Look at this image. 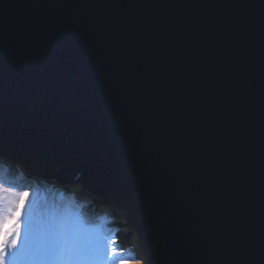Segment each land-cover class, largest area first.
<instances>
[{
    "label": "water",
    "instance_id": "95a60500",
    "mask_svg": "<svg viewBox=\"0 0 264 264\" xmlns=\"http://www.w3.org/2000/svg\"><path fill=\"white\" fill-rule=\"evenodd\" d=\"M0 152L149 264H264V0H0Z\"/></svg>",
    "mask_w": 264,
    "mask_h": 264
},
{
    "label": "rangeland",
    "instance_id": "374dc122",
    "mask_svg": "<svg viewBox=\"0 0 264 264\" xmlns=\"http://www.w3.org/2000/svg\"><path fill=\"white\" fill-rule=\"evenodd\" d=\"M6 157L8 160L0 161V212L4 216L10 215L15 210L17 194L29 191L30 198L25 208V217L31 220L29 248L42 246L47 240L49 225L55 220H62L74 223L89 240L106 242L109 247L121 250L118 256L109 258L112 261L106 260L104 264H118L120 259L131 264H147L141 248L136 247L134 228L118 208L91 202L94 194L86 190L77 191L81 184L73 178L68 182L32 174L27 178L24 165ZM112 240H118V243L112 245ZM136 257L142 259L136 260ZM20 264H24L23 253Z\"/></svg>",
    "mask_w": 264,
    "mask_h": 264
},
{
    "label": "snow or ice",
    "instance_id": "6c2138e0",
    "mask_svg": "<svg viewBox=\"0 0 264 264\" xmlns=\"http://www.w3.org/2000/svg\"><path fill=\"white\" fill-rule=\"evenodd\" d=\"M7 159L0 152V161ZM75 195V193H73ZM29 191L17 194L15 210L4 216L0 212V264H104L110 257L120 254V249L109 247L102 241H91L72 222L53 221L48 228L46 242L38 248L28 247L31 220L25 217ZM112 245L118 240H112ZM142 259L136 257V260ZM118 264H131L120 259Z\"/></svg>",
    "mask_w": 264,
    "mask_h": 264
},
{
    "label": "clouds",
    "instance_id": "9594fccd",
    "mask_svg": "<svg viewBox=\"0 0 264 264\" xmlns=\"http://www.w3.org/2000/svg\"><path fill=\"white\" fill-rule=\"evenodd\" d=\"M12 158V157H11ZM13 159V158H12ZM5 160H8V158L7 159H5ZM79 187V186H78ZM75 188H77V187H75ZM86 189H82V190H79V188H77V191H79V192H81V191H85ZM87 191V190H86ZM92 195V194H91ZM94 197V199H92V201L91 202H95V203H97V204H99L100 206H103V205H105L106 206V204H103V203H101L99 200H97L96 199V197L95 196H93ZM110 207V206H109ZM114 208V207H113ZM109 210H111L110 208H108ZM138 244H139V246H136V247H139V248H141L142 246H143V244H142V242L139 240V242H138ZM143 260L147 263V264H149V262H148V260L147 259H145L144 257H143Z\"/></svg>",
    "mask_w": 264,
    "mask_h": 264
},
{
    "label": "bare ground",
    "instance_id": "6f19581e",
    "mask_svg": "<svg viewBox=\"0 0 264 264\" xmlns=\"http://www.w3.org/2000/svg\"><path fill=\"white\" fill-rule=\"evenodd\" d=\"M60 187H62L61 185H60ZM82 187V186H81ZM89 192V191H88ZM89 194H90V192H89ZM104 227H106V225H104ZM107 228V227H106ZM141 253L143 254V256L142 257H144L145 259H147V256H146V253H145V250H144V247L142 246L141 247ZM148 260V259H147Z\"/></svg>",
    "mask_w": 264,
    "mask_h": 264
},
{
    "label": "trees",
    "instance_id": "16d2710c",
    "mask_svg": "<svg viewBox=\"0 0 264 264\" xmlns=\"http://www.w3.org/2000/svg\"><path fill=\"white\" fill-rule=\"evenodd\" d=\"M83 189V187H81L80 185H79V190H82ZM105 213V212H104ZM125 220L127 221V219L125 218ZM137 235V234H136ZM135 237H137V236H135Z\"/></svg>",
    "mask_w": 264,
    "mask_h": 264
}]
</instances>
